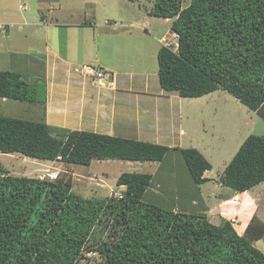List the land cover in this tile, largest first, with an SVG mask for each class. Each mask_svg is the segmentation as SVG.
Masks as SVG:
<instances>
[{"label":"trees","instance_id":"1","mask_svg":"<svg viewBox=\"0 0 264 264\" xmlns=\"http://www.w3.org/2000/svg\"><path fill=\"white\" fill-rule=\"evenodd\" d=\"M147 1L148 14L171 18L170 31L177 34V50L161 45L157 51L162 88L182 97L222 89L264 118V0H190L185 6L182 0ZM0 98L44 104L46 87L42 78L30 82L1 70ZM173 150L195 184L207 181L204 172L212 164L197 148L0 114V153L82 165L93 159L153 161L160 167ZM262 181L264 135L249 134L220 182L243 192ZM116 184L125 186L121 197H85L68 181L14 175L0 165V264H264V253L253 244L264 237L257 217L239 234L229 219L215 224L205 213L147 201L155 186L150 172H121ZM110 222V238L103 239Z\"/></svg>","mask_w":264,"mask_h":264},{"label":"rangeland","instance_id":"2","mask_svg":"<svg viewBox=\"0 0 264 264\" xmlns=\"http://www.w3.org/2000/svg\"><path fill=\"white\" fill-rule=\"evenodd\" d=\"M189 1L182 0V5H187ZM57 2H61L58 5L61 6L60 10L56 6ZM21 5H24V8H21ZM52 6L57 7L53 15L62 21L81 19L80 17H82L83 13H87L86 19L90 15V18L95 20L91 23L92 27L89 26L90 28H94V22H103V24L107 25L105 23L107 21L111 25H114L112 23L115 22L116 25L121 23L122 26L117 27L119 30L120 28L129 27L127 26L128 22H135L134 24L138 28L131 27V31L133 38L139 44V48L137 51L127 53L123 67L133 72L142 71L144 67L153 73L157 72V49L161 44L156 38L166 35L168 37L171 36L170 24L172 20L169 21V18L148 14L147 8L150 6V2L147 0H0V24H6L7 27V32L5 31L6 28L4 31H0V71H16L30 82L35 81L37 75L44 72L43 64L45 60L43 54L45 42L49 44L53 42L55 44V38L58 36L56 33L63 35V32L67 31V29L59 28L54 31V37L44 33L43 27L45 25L43 26L39 23V17L41 18L43 12L48 14L50 18ZM69 9L76 10L79 16H71ZM24 22L30 23V25H24ZM111 25L108 27H111ZM67 32L68 34L76 33L75 31L72 32V30ZM23 33L28 34V36L25 37ZM65 45H67V42H65ZM70 54L72 55L70 59H74L77 56L73 51ZM84 54L86 53L83 51L82 55ZM88 55L89 51L87 52ZM135 58H138V60ZM131 64L133 67H131ZM90 65H93L92 67L95 69L91 73L96 74L97 64L93 63ZM81 69L87 70L88 67ZM104 73L106 75V72ZM39 78H42V82L47 88L48 83L45 82L44 77ZM140 78L142 80V77ZM99 80L101 79L94 80V83L100 85L101 82ZM212 95L213 98H211ZM212 95L207 98L210 104L208 111H206L205 106H202L203 109L200 108V104H196V102L189 103L184 101V105L187 108H185L184 117L190 116L186 124L191 131L188 137L193 141V143L186 142L184 147L197 148L211 162L212 168L204 172L207 175L204 177L207 178V181H210H205L207 183L205 184L206 186L219 184L226 163L232 158L239 144L247 135H264V118L256 111L247 107L225 90L218 89ZM0 114L37 121L44 120L46 122L44 106L40 103H27L14 99L0 98ZM208 114H212L211 117L207 116ZM184 117H182V121L185 123ZM209 118L212 119L211 122L208 121ZM49 119V124L52 127H65L69 130L71 127H75L73 120L70 122L68 119L65 122L62 116L51 115ZM218 132H221L219 136L223 133V139L217 137V135L215 138L212 137L211 133L217 134ZM201 138L203 143H200L201 146L197 147L196 143L198 142L196 139L200 140ZM159 164L160 162L156 163L153 161L93 159L90 165H82L65 163L59 159L45 162L17 152L0 153L1 167L7 168L9 172L11 171V174L48 177V172L54 170L58 172L57 178L61 181H68L72 190L85 197L114 196L120 190L124 192L125 186L116 184V178L121 172H150L152 173V180H157L161 185L155 190L164 193L167 202L163 203L157 198L153 200L148 197V199L156 201L155 204L158 203L157 205L163 208H168V205H175L176 208L180 209L181 207L187 212L198 211L196 203L202 204V201L199 197V191L195 190L193 186L195 183L188 173L181 154L178 151H172L163 159L160 167H158ZM178 173L180 175L177 179L176 175ZM184 176L188 177L184 179ZM185 182H187L186 187L184 186ZM211 186V192L214 193L217 190V186L213 188ZM197 188L202 191V185H197ZM228 191L233 190L229 188ZM190 195L197 196L196 202L190 201ZM189 201L191 203L187 205L186 203ZM216 203V199L213 198L210 205ZM204 212L202 211V213ZM205 214L207 213L205 212ZM207 217L215 224L220 223L222 219H228V217L222 216L215 211H212L210 215L207 214ZM234 218L232 216L229 219L233 225L237 223ZM260 220L264 223L263 218H260ZM239 223L235 227L237 232H242ZM101 227L98 225L97 230ZM103 230L102 238L108 240L110 238L108 234L113 230L111 222ZM95 232L94 238L97 239L99 232L96 230ZM256 245L264 253V238L260 239ZM99 259V254H95V261H99Z\"/></svg>","mask_w":264,"mask_h":264},{"label":"crops","instance_id":"3","mask_svg":"<svg viewBox=\"0 0 264 264\" xmlns=\"http://www.w3.org/2000/svg\"><path fill=\"white\" fill-rule=\"evenodd\" d=\"M60 4L61 2H57L56 6ZM56 6L51 7L50 18L43 12L41 18L39 17V23L45 25L44 33L54 37V31L59 28L67 29V31L72 30L76 33L68 34L67 31L63 32V35L56 33L58 36L55 38V44L45 42L44 72H41L36 78L44 77L45 82L48 83L45 103L42 104L46 122L49 124L50 116L57 115L62 116L65 122L68 119L70 122L73 120L75 127H71V129L74 130H87L148 141L171 148L184 147L186 142L193 143L188 137L191 131L186 124L190 116L184 117V111H186L184 101L196 102V104H200V108L205 106L208 111L210 104L207 98L211 97L216 90L199 97H182L177 91L162 88L157 72L153 73L146 67L137 72L124 69L127 53L137 51L139 48L131 31V27L138 28L134 24L135 22L130 21L127 23L129 27L119 30L117 27L122 26L121 23L116 25L115 22L112 23L114 25H111L107 21L105 22L107 25L103 22H94V28H90L92 27L91 23L95 20H92L90 15L86 19L87 13H83L81 19L62 21L53 15L57 10ZM60 9L61 6H58V10ZM69 11L71 16H79L76 10L69 9ZM170 20L172 19L169 18ZM23 24L30 25L26 22ZM110 25L111 27H108ZM23 34L25 37L28 36V34ZM162 37L156 38L160 44ZM72 51L77 55L74 59H70ZM83 51L86 54L82 55ZM88 51L89 55L87 56ZM135 59L138 60V58ZM93 63L97 64V71L106 72L108 76L104 75V78L99 80L100 85L94 83V80L98 78L96 74L91 73L95 70L93 65H90ZM86 66L87 70L81 69ZM131 67H133L132 64ZM21 76L23 77L22 74ZM211 115L207 116L211 117ZM182 117H184L185 123L182 121ZM208 121L211 122L212 119L209 118ZM220 133H211V135L214 138L217 135L223 139V133L219 136ZM196 141L198 142L196 143L197 147L203 143L202 138L196 139ZM45 162L51 161L45 160ZM179 175L180 173L176 175L177 179ZM204 176L207 175L204 174ZM187 177L184 176V179ZM153 181H156L155 188H148L146 200L156 202L148 199L149 197L153 200L160 199L163 203L167 202L164 193L155 190L157 187H161L160 183L157 180ZM206 182L193 184L195 190L199 191L202 201V204L196 203L198 209L196 212L205 211L210 215L212 211H215L228 219L234 216L236 224L240 222L242 228V232L238 231L239 234L244 233L246 226L254 216L264 219V181L243 192L228 191L229 187L222 185L220 181L219 184L213 186H206ZM186 184L187 182L184 184L185 187ZM197 185H202V191L197 188ZM210 186L212 188L217 186V190L212 193ZM213 198L217 203L210 205ZM189 199L196 202L197 196L190 195ZM190 201L186 204H190ZM168 208L187 212L181 207L180 209L176 208L175 205H168ZM260 239L253 242L256 247H258L256 243Z\"/></svg>","mask_w":264,"mask_h":264},{"label":"built area","instance_id":"4","mask_svg":"<svg viewBox=\"0 0 264 264\" xmlns=\"http://www.w3.org/2000/svg\"><path fill=\"white\" fill-rule=\"evenodd\" d=\"M20 7H24V5H21ZM4 26L5 25L0 24V31H4L5 30V27ZM176 38H177V35L175 33H172L170 37L163 36L160 41H161V44L163 46H166V47H169V48L175 50L178 47V43H177V39ZM104 75L105 74L102 71H97V73H96L97 78L98 79H101V80L104 77ZM56 176H57V172H55V171H49L48 172V177L49 178H52L53 179ZM121 195H122V192L121 191H118L117 194H114V196H116V197H121Z\"/></svg>","mask_w":264,"mask_h":264},{"label":"clouds","instance_id":"5","mask_svg":"<svg viewBox=\"0 0 264 264\" xmlns=\"http://www.w3.org/2000/svg\"><path fill=\"white\" fill-rule=\"evenodd\" d=\"M172 33H175V32H171V34ZM176 34V33H175ZM177 35V34H176ZM167 36V35H166ZM177 39V38H176ZM177 43H178V41H177ZM162 45V44H161ZM175 50H177V49H175ZM98 71H100V70H98ZM103 72V71H102ZM97 73V72H96ZM51 171H54V170H51ZM57 176H58V172H57ZM57 176L55 177V178H53V180L54 179H56L57 178ZM47 178H49V177H47ZM50 179H52V178H50ZM120 191H123V190H120ZM122 194H123V192H122Z\"/></svg>","mask_w":264,"mask_h":264}]
</instances>
